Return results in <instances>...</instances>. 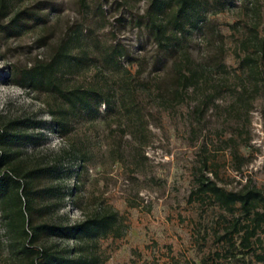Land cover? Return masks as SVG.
<instances>
[{"label": "rangeland", "instance_id": "1", "mask_svg": "<svg viewBox=\"0 0 264 264\" xmlns=\"http://www.w3.org/2000/svg\"><path fill=\"white\" fill-rule=\"evenodd\" d=\"M148 3L9 0L10 15L25 9L32 19L18 32L4 26L8 18L0 14V124L22 116L41 121L28 129L39 133L37 139L18 148L16 161L23 168L52 163L61 155L60 178L41 176L35 187L60 184L62 196L37 199L32 222L69 224L104 207L120 216L118 233L96 239L42 235L37 244L69 258L82 253L93 264H221L211 255L221 247L216 233L224 210L195 194L189 197L204 159L206 174L226 189L250 184L264 192V83L253 90L241 66L248 52L242 40L252 27L264 37V0H236L235 6H210L201 13L202 26L192 28L186 46L191 68L206 67L205 76L180 94L169 91L174 58L159 61L148 30L136 24ZM66 37L72 39V53L85 62L62 73L66 85L103 80L110 72L98 71L100 48H126L121 62L135 74L132 102L147 125L141 139L124 115L76 121L73 133L90 150L81 169L72 155L62 154L67 141L50 130L48 109L57 98L23 88L12 78L15 67L45 59ZM259 233L258 249H263L264 230ZM15 249L0 212V264H18Z\"/></svg>", "mask_w": 264, "mask_h": 264}, {"label": "trees", "instance_id": "2", "mask_svg": "<svg viewBox=\"0 0 264 264\" xmlns=\"http://www.w3.org/2000/svg\"><path fill=\"white\" fill-rule=\"evenodd\" d=\"M235 4L236 0H149L143 15L135 19L139 27L148 30L155 44L157 59L166 64L167 58H174L171 65L174 74L169 83L171 94H180L205 76L206 67L191 68L186 46L192 28L202 26L205 17L201 13L210 6L222 10ZM8 6L9 0H0V14L8 18L4 26L18 32L26 28L27 22L32 19L24 15L27 10H16L10 15ZM242 44L248 51L241 58L243 73L250 87L256 90L264 83V37L252 27ZM127 55L122 44L102 46L95 58L102 66L98 71L101 73V69L105 68L110 73L101 81L66 85L62 81V73L85 63L83 58L72 53V39L66 37L54 46L45 59H36L29 66L12 70L13 80L23 88L51 92L57 98L58 101L48 109L50 130L67 141L68 146L61 152L72 155L78 169L86 167L90 150L87 141L73 133L76 121H110L124 115L130 128L138 132L141 139L145 136L147 125L144 115L138 103L132 102V94L137 89L135 74L130 73L121 62ZM143 60V56L140 57L138 69ZM159 95L163 98L162 94ZM39 122L30 116H22L0 124V212L6 231L11 236V245L16 248L14 252L18 264H93L94 259H87L82 253L69 258L51 246L36 243L42 235L96 239L118 233L120 219L116 210L104 207L69 224L32 222L31 212L36 210L37 199L62 196L60 184L35 187L36 180L41 176L60 178L61 155L52 163L29 168H23L16 161L20 152L18 148L37 139L39 133L28 132V129L36 127ZM206 166L204 159L199 172L194 174V187L189 198L195 194L202 202L216 204L224 210L222 226L216 233L221 247L212 252L211 258L220 260L221 264H252L251 257L264 262V248L258 249L257 243L260 241L259 232L264 230V209H261L264 192L250 184L238 190L226 189L206 174Z\"/></svg>", "mask_w": 264, "mask_h": 264}]
</instances>
